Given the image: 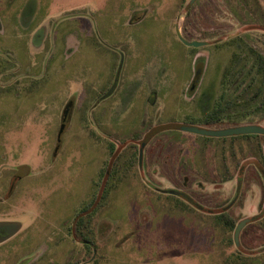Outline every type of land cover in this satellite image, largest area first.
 I'll use <instances>...</instances> for the list:
<instances>
[{"label": "rangeland", "instance_id": "1", "mask_svg": "<svg viewBox=\"0 0 264 264\" xmlns=\"http://www.w3.org/2000/svg\"><path fill=\"white\" fill-rule=\"evenodd\" d=\"M258 2L249 18L238 0H0V222L23 224L0 244V264H227L189 194L200 183L215 193L204 178L233 138L225 152L222 139L175 125L202 123L233 53L238 69L249 46L264 54V30H249L264 24ZM117 166L108 206L76 231L100 170Z\"/></svg>", "mask_w": 264, "mask_h": 264}, {"label": "flooded vegetation", "instance_id": "2", "mask_svg": "<svg viewBox=\"0 0 264 264\" xmlns=\"http://www.w3.org/2000/svg\"><path fill=\"white\" fill-rule=\"evenodd\" d=\"M197 82L198 79L193 81V89ZM252 86H256L258 90L259 87H264V82L254 83ZM222 93L223 84L219 97ZM262 94H264V90H262ZM238 95L239 92L235 91V105L219 121L206 122L207 113L215 107L218 100L216 99L214 106L204 114L202 123H190V125L231 123L234 119L254 117L256 122L246 126H260L264 129V126L258 122V119L264 117V98L262 100L256 97L252 100L253 102L247 104L244 98L238 101ZM241 102L246 106L239 105ZM252 103H257V106L252 108L250 105ZM239 109H244V113L239 114ZM228 137L233 138L228 143L231 148L230 156L224 154L221 157L218 168L215 169L217 170L215 179L204 178L213 186L215 193H207L205 183H200L199 193L196 196L192 193L189 195L196 198L197 204H195L198 205L199 211L205 215L202 222L208 224L218 237L216 246L225 255L227 264H264V133L215 137L223 140L222 149L225 152L226 138ZM18 179V177H13V180ZM227 184H232L228 193L225 192ZM185 186L187 187V183L184 184ZM191 201L194 202L193 199ZM247 204L255 208L254 213L245 215ZM245 220L248 221L236 235L237 227ZM6 235L4 230H0V239Z\"/></svg>", "mask_w": 264, "mask_h": 264}, {"label": "trees", "instance_id": "3", "mask_svg": "<svg viewBox=\"0 0 264 264\" xmlns=\"http://www.w3.org/2000/svg\"><path fill=\"white\" fill-rule=\"evenodd\" d=\"M259 5L260 4L258 0H238L237 10L235 9V11H237L239 15L241 12L249 18H251V16L254 18L257 16ZM187 17H189V14ZM186 20L187 23L188 18H186ZM186 23L183 27L184 33H187L188 31ZM255 25L256 24H254L252 21V24L249 25V30L260 28H262L260 30H264V24H261L262 26L259 28ZM193 28L195 27L193 26ZM248 50V59L239 69L237 68L239 64V55L237 53H233V58L231 60L232 67L231 69H226L223 77V93L218 98L215 107H213L211 111L207 113V123L217 122L227 115L229 109L235 105V91L239 92L238 101L241 98H244L247 104L253 102L252 100H254L256 97L263 100L264 94H262V90H264V87H259L257 90V88H253L252 85L257 81L264 82V54L253 46H249ZM109 147L110 151L112 152L114 150V145L111 143ZM132 162L133 161L130 162V165ZM124 168H119L118 166L117 168H113L111 177L108 176L107 167H104L100 170L99 178L94 182V185L97 187V189L93 192L91 200L81 206L76 214L74 220L75 224L77 225L75 227L77 228L76 231L86 229L87 227L90 228L97 214L108 206L113 192L118 188V184L124 177V175L121 173ZM127 170L128 169L126 168V171ZM106 175L108 178L103 184V180L106 178Z\"/></svg>", "mask_w": 264, "mask_h": 264}, {"label": "water", "instance_id": "4", "mask_svg": "<svg viewBox=\"0 0 264 264\" xmlns=\"http://www.w3.org/2000/svg\"><path fill=\"white\" fill-rule=\"evenodd\" d=\"M178 35H179L180 39L183 41V38L181 37L179 31H178ZM184 42L186 43L187 46L195 47V48L205 46L207 44V42H199V41H192V42L184 41ZM117 81L118 80L116 78L115 83L112 87V90L116 87ZM109 95H107V97ZM71 108H72V103H68L63 110L62 125H61V129L59 130V133H58V143L61 142V136H62L64 128L66 126V121H67V118H68V115H69ZM176 127L178 129L189 131V132H192L195 134H199V135H203V136H211V137L234 136V135L250 134V133H261V134L264 133V129L261 128L260 126H240V127H234V128H229V129H225V130H210V129H207V128H204L201 126H197V125H181V124L175 125V128ZM170 192H172V191H170ZM247 221L248 220H245L239 224V226L237 227V230H236V235L239 234L240 230L245 226ZM22 226H23V224L18 222V221H1L0 222V230H4L7 233V235L3 239H0V243L11 239L13 236L18 234L22 230Z\"/></svg>", "mask_w": 264, "mask_h": 264}]
</instances>
